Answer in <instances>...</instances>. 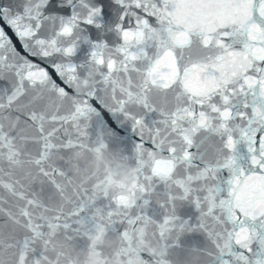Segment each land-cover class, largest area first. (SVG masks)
Instances as JSON below:
<instances>
[{
	"label": "snow or ice",
	"instance_id": "snow-or-ice-1",
	"mask_svg": "<svg viewBox=\"0 0 264 264\" xmlns=\"http://www.w3.org/2000/svg\"><path fill=\"white\" fill-rule=\"evenodd\" d=\"M0 264H264V0H0Z\"/></svg>",
	"mask_w": 264,
	"mask_h": 264
}]
</instances>
